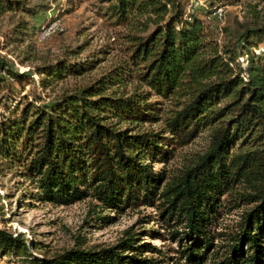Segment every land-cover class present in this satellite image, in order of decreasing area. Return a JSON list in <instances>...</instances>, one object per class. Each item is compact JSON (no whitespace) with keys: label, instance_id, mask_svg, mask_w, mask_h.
<instances>
[{"label":"trees","instance_id":"trees-1","mask_svg":"<svg viewBox=\"0 0 264 264\" xmlns=\"http://www.w3.org/2000/svg\"><path fill=\"white\" fill-rule=\"evenodd\" d=\"M186 1L101 0L107 18L131 28L124 36L125 59L56 104L18 102L7 109L0 117V156L22 168L43 201L68 205L90 198L100 210L154 208L142 222L160 224L178 243V264H202L213 248L211 264H261L264 47L258 54L251 49L264 45V26H244L236 47L220 53L195 10H186ZM10 10L35 11L22 0H0V17ZM244 54L247 68L235 62ZM95 64L88 58L73 64L60 60L38 73L47 87ZM5 67L0 59V71L24 76ZM7 81L0 75V90ZM132 82L144 89L121 93ZM151 95L170 105L160 130L132 133L118 126L161 120L158 101H148ZM201 131L209 133L206 150L176 171L154 169L147 161L168 162L176 147ZM233 208H243V219L224 234L226 244H216L219 217ZM136 234L128 229L111 246L37 256L22 232L0 228V257L10 264L166 263V253Z\"/></svg>","mask_w":264,"mask_h":264},{"label":"rangeland","instance_id":"rangeland-1","mask_svg":"<svg viewBox=\"0 0 264 264\" xmlns=\"http://www.w3.org/2000/svg\"><path fill=\"white\" fill-rule=\"evenodd\" d=\"M22 1L35 11L10 10L0 17V59L7 63L5 69L9 67L24 75L17 79L0 71V75L8 80L0 90V117L18 102L56 104L63 94L78 92L125 59L128 42L124 36L131 28L115 25L112 19L107 18L100 10V6L105 5L101 0ZM186 2V10H195L220 53L236 47L245 32L244 26H264V0ZM133 26L137 28L136 24ZM263 47L260 43L251 50L258 54ZM87 58L96 59L92 69L81 74H67L47 87L41 83L45 76L38 73L39 67L53 65L60 60L79 63ZM235 62L239 67L247 68L248 54L239 55ZM234 63L232 66L237 69ZM240 75L246 78L245 72H240ZM135 89L143 90L144 86L132 82L120 91L128 95ZM154 100L158 101L157 114L161 120L156 123L119 122L118 126L132 133L160 130L170 105L154 95L148 99ZM208 142V131H201L188 144L176 147L168 162L147 161L154 169L165 168L174 172L187 163V159H193L206 150ZM37 194L39 190L35 183L22 176V168L11 166L0 156V228L12 233L22 232L37 256H51L77 246H111L131 229L137 231L138 240L166 253L164 264H178L175 259L179 254L178 243L170 240L160 224L142 222L143 214L155 212L152 207L100 210L90 198L60 205L43 201ZM243 211V208H233L219 217L217 230L221 235L216 244L223 246L228 242L224 234L243 219ZM150 228L156 232L144 231ZM31 243L37 247L35 250ZM213 250L208 252L202 264H211ZM219 250L221 253L223 248ZM0 264L10 263L5 257H0ZM261 264H264V254Z\"/></svg>","mask_w":264,"mask_h":264}]
</instances>
